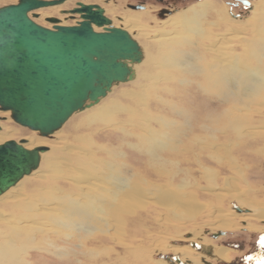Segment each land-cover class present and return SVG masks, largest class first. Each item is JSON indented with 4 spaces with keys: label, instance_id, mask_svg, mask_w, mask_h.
I'll return each instance as SVG.
<instances>
[{
    "label": "rangeland",
    "instance_id": "obj_1",
    "mask_svg": "<svg viewBox=\"0 0 264 264\" xmlns=\"http://www.w3.org/2000/svg\"><path fill=\"white\" fill-rule=\"evenodd\" d=\"M141 1L145 2V7L135 9L130 7L128 3L134 4L139 0H108V2L107 0H84V2L101 4L105 14L111 17L115 26L121 25L138 40L144 59L137 67L135 66L136 75L131 80L114 83L111 86L112 89L98 102L74 112L59 129L47 136H42L38 131L16 123L9 116V111L0 110V116L6 117L0 119V126L2 125L0 141L10 138L18 140L22 137L28 139V136L32 135L35 137L34 141L38 142L36 144L48 146L47 150L40 153L38 166L30 174L23 176L3 195H0L2 201H0V211L4 214L10 213L3 215L6 220L0 218V246L9 243V241L12 242L18 264H178L173 259L174 256H177L182 264H264V221H258L256 217L248 215L251 211L252 215L254 214L255 210L252 209L254 205L264 206V96L256 97L257 101L250 102L247 110L244 111L242 108L243 110L237 111L240 113L238 115H241V120L237 121L238 128H235L236 124L231 121H225V126L220 123V131L215 132L210 129L209 132L206 131L207 133L202 132L194 127L198 120L205 116L201 123L206 124L210 114L212 116L225 107H229L232 100L224 101L220 97V93L218 95L215 92L208 94L205 88L196 86L198 82H203L204 86L206 85L207 82L203 79L202 74L199 76L193 72H183L182 75L186 78V82L163 81L166 74L174 68L163 65V55L165 56L168 48L163 45L159 46L157 43L159 39L163 41L160 42V45L169 43L174 38L185 39L190 37V41L195 40L196 44L194 45L198 49L196 53L200 55L201 52V54L206 55H203L205 61L203 66L201 65L205 74L209 70L208 64L214 62L215 58L212 56L218 55L207 49L205 45L211 44L214 39L221 44L222 38L219 39V37L222 35H226L224 37L227 40L224 41L225 44H221L222 47L220 46L221 53L223 51L226 55L234 54V58L246 54L245 52L244 54L240 53L242 46L239 43V36L250 37L254 33L251 32L252 25L246 21L249 25L247 26L244 21L247 17L249 19L255 3L257 8L263 0L257 2L256 0H249V5L239 4L231 9L228 5V1L231 0H213L221 6H226L229 16L238 20L240 24L244 22L245 28H236L235 24L238 25V23L234 22L233 28L226 22L216 19L213 11H207V14H202L204 18L201 15L198 16L200 20L196 28L199 29L201 23L204 22L205 30L209 31H205L207 37H201L196 31V34H193L191 29L188 30L186 23V29L180 26L176 29L173 28L174 30L169 25L171 23H167L168 21L165 23L166 25L163 23V20L172 15L174 11L190 10L193 6L199 8L197 3L202 0L171 1L173 3H169L170 8L168 9L172 11L163 15L160 13L161 4L159 2L155 0ZM15 2L17 0H0V6ZM75 2L76 0H66L60 5L39 8L35 10L37 15L33 19L45 26H51V23L46 20L48 16L62 17V23L65 24L73 23L77 18L71 19L66 16L67 14H62L60 10L74 6ZM122 12L130 17L129 20L132 23L144 22L146 24L142 27L144 30H138L139 28L131 27L128 24H126L127 27L121 24L119 19ZM64 17H67L66 20ZM162 23L164 25H161ZM162 28L167 29L168 32ZM244 29L245 31H243ZM154 31L156 35L158 34L157 36L154 35ZM164 36L167 38H162ZM193 36L194 38H192ZM188 43L182 41L181 47ZM182 48L193 49L192 47ZM159 50H161V54ZM153 54L157 56H153ZM197 54L194 55L197 57ZM257 57L258 59L248 55L245 61L253 66L260 65L264 69V56ZM151 67L154 68L151 69ZM161 73L163 75H160ZM155 75L160 76L161 80L154 79L153 76ZM157 85L160 88L155 89ZM165 85L170 88H164ZM163 89L171 90L163 91ZM258 99H260L261 105H258ZM173 106H176V109L171 110L173 108L170 107ZM180 107L189 109L191 114L182 118ZM99 109H103V111L101 112ZM247 112L248 114H246ZM230 115L233 116L234 114ZM165 117L174 120L176 124L170 123L166 128V125L164 126ZM181 122H183V126L189 125H186L184 129L179 124ZM251 124L253 128H251ZM147 129L152 132L149 130L148 132ZM177 129L181 130L178 135H171V130ZM2 131L4 132L1 135ZM166 132L170 135L163 137L167 134ZM199 134L201 139L205 140L206 146L201 147L198 140L195 142L196 138L193 136L198 137ZM204 134L210 137L205 138ZM150 135H154L153 138ZM172 136L177 138L171 142L165 141ZM225 137L233 138L231 144L228 142L229 139ZM250 138L252 141L249 140ZM161 143L164 145L161 146ZM156 144L161 146L162 150H155L157 154L151 157L149 151L146 152V147H156ZM27 145L33 146L30 143ZM169 146L171 150L168 149ZM73 154L85 160L89 156L91 161L94 159L96 161L91 162L92 167L87 166L89 171L88 174L84 175V179L88 178V180L97 182V178H100L103 175L101 173H104L102 161H109L113 172V168H115L129 180V183L126 182L127 180L125 181V187L119 193L120 198H122L121 204H118L121 205L120 209H124V205H126L124 203L131 204L128 205L131 207L123 213L122 211L113 212L117 209L111 200L116 199L106 195L105 191L109 187L105 186L103 182H97L99 189L94 184L93 188H96L94 191L91 188L90 193H88L89 190L86 187L84 189L80 187L83 186V183L84 186L88 184L83 178V182L76 183L68 177H64V172L63 177L56 183V187L58 184L60 189L57 193L58 197L64 196L68 200L71 198L72 201L81 200L83 203H90L91 200L88 195H95L93 200L96 199L94 200L95 203L100 204H96L92 209L94 210V217H92L93 223L90 226L94 225L93 227H95V221H97L101 229H97L98 225L92 230L66 226L61 223L60 218L56 217L59 210L56 212L55 209L50 211L51 209L39 208L44 203L47 204L52 201L47 197V192H44L47 196L44 193L45 196L40 195V190L37 189V187L40 188L41 185H45L44 180L49 177L47 175H50L44 167L47 158L51 160L57 156L61 162H64L62 165L68 167L71 166V163L67 164L64 159ZM89 159L88 161H90ZM145 171L147 172L145 173ZM40 173L42 175H39ZM136 182L140 185L138 186ZM133 185L141 190L140 195L129 193L130 186L135 187ZM45 189L47 190L46 185ZM9 194L15 195L10 196ZM241 200L244 201L241 202ZM26 201L34 203L36 206L33 209H28ZM57 205H55L56 209L59 207ZM18 208L19 210H17ZM248 208L251 210H247ZM8 219H10L9 222ZM14 219L23 221L15 223ZM10 224H12V230ZM121 228L123 229L122 232L118 230ZM219 231H223V233L217 235ZM190 242L209 247L221 245L226 248L225 257L220 259L211 256L196 247H192ZM202 259L205 262H202Z\"/></svg>",
    "mask_w": 264,
    "mask_h": 264
},
{
    "label": "water",
    "instance_id": "obj_2",
    "mask_svg": "<svg viewBox=\"0 0 264 264\" xmlns=\"http://www.w3.org/2000/svg\"><path fill=\"white\" fill-rule=\"evenodd\" d=\"M64 1L17 0L0 6V110L9 111L12 120L42 136L58 129L74 112L98 102L112 84L131 80L132 64L143 57L138 40L115 26L99 3L77 0L61 9L71 19L78 14L79 19L69 24L60 23L58 16L46 17L50 27L32 19L35 10ZM160 11L161 15L171 12ZM26 140L0 142V195L30 174L48 148L27 147ZM190 245L205 253L211 250L195 242ZM173 259L182 264L177 256Z\"/></svg>",
    "mask_w": 264,
    "mask_h": 264
},
{
    "label": "bare ground",
    "instance_id": "obj_3",
    "mask_svg": "<svg viewBox=\"0 0 264 264\" xmlns=\"http://www.w3.org/2000/svg\"><path fill=\"white\" fill-rule=\"evenodd\" d=\"M75 1V0H74ZM77 1V0H76ZM84 1V0H83ZM258 0H256L257 2ZM108 2V0H107ZM215 2V3H214ZM76 3V2H75ZM259 4V3H258ZM60 5V4H59ZM198 7H192L190 10L187 9V10H181V11H174V13L172 15H170L169 17H167L165 20H163V23L165 24L167 21V23H171L169 24L172 28V30L176 29L177 27H185V23L188 24V30H192V33L193 34H196L199 33V35H201V37H207V33L206 32H209L207 30H205V26L203 25L204 24V16H202L203 13H206L207 14V11H213V14H214V17H216V19H220L222 20L221 22H226V24H229V26H232L233 27V24L234 23H238L235 24V27L236 28H245L243 26V23L244 22H248L249 25H252L253 29L251 30V32H254L250 37L248 36H242L239 40V43H240V46H242V50H241V54H244V52L246 53L245 55H242V56H238V57H235L234 58V54L232 55H226L223 53L220 52V46L222 47L225 40H227L224 36L226 35H220L221 37H219V39L222 38V40L220 41L221 44L218 43V41L216 39L213 40V42L211 44H208V45H205L207 46V49H210V51L212 50L214 53H217L218 55L217 56H212V58H215L213 61V63H209L208 64V69L207 70V73L204 74L202 68H201V65L203 66V62L205 61V59H203V53L201 54L200 52V55H198L196 53V50L197 47L194 45L196 44L195 43V40H192L190 41V37H184L185 39H179V38H174L173 40H171V42L169 43H166V44H161L160 45V42H163L161 39H159L157 41V43H159V46H165L166 48H168V51L167 53L165 54V56L163 55V62L160 61L163 63L164 66L166 67H171V68H174V70H170L166 76L163 78V81H167V80H171L172 82H175V81H178V82H186V78H184L182 75L183 72L185 73H196L198 74L199 76L202 74L204 77L203 79L206 80V85L204 86V83L203 82H198L196 84V86L198 85V87L200 88H205V90L207 91L208 94H211L213 92H215V94H221L220 97L224 100V101H227L230 99V101L232 100V104L229 106V107H225L222 111L220 112H217V113H214L212 116L210 114V118L207 117V123H201V121L203 120V117L201 120H198V122L195 124L194 127H197L198 129H200V131L202 132H205L207 133L206 131H210V129L212 131H215L217 132V130H221V125H224L225 121H231L232 123L236 124L234 127L235 128H238V122L237 121H240L241 120V115H238L240 113H238L237 111H240V110H243L245 111V109L247 110L250 106V102H253L254 100L257 101V98H259L260 95L264 96V69H262L263 67H261L260 65H250L249 62H246V58L249 56L251 57H255L256 59H258L257 56H260V55H263L264 56V0L262 1V3L260 4V6H258L256 8V3L254 5V9L251 11V15H249V19L247 17V19L244 21V22H241V24L239 23L238 20H235L233 19V17L229 16V13H228V10L226 8V6H221L220 4H217L216 1H208V0H202L201 2H198L197 3ZM200 10V11H199ZM190 11V13H189ZM187 12V13H186ZM125 12H122V15H120V19L121 20V24L125 25L128 24L129 26L131 27H135V28H139L138 30H141L143 31L144 29L142 28L143 25L145 26L146 24L144 22H141V23H132L129 19L130 17L127 16V14H124ZM144 14V13H143ZM30 17H31V12L29 13ZM77 15V17H76ZM202 16L203 18V21L201 19V27H199V29H196L197 28V24L200 20V18L198 16ZM65 16V15H64ZM219 16V18H218ZM68 17V16H67ZM34 17L32 16V19ZM60 18V17H59ZM62 18V17H61ZM60 18V19H61ZM74 18H77L78 19V14H75ZM132 18V17H131ZM134 18V17H133ZM34 20V19H33ZM66 20V19H65ZM136 20V19H135ZM134 20V21H135ZM35 21V20H34ZM213 22V20H212ZM211 22V23H212ZM220 22V23H221ZM234 22V23H233ZM246 22V25L249 26ZM62 23V19H61V22ZM161 24V25H164V24ZM209 23V22H208ZM223 23V24H224ZM64 24V23H62ZM206 24V23H205ZM213 24H215L213 22ZM222 24V23H221ZM225 24V25H226ZM166 25V24H165ZM121 26V25H120ZM217 26V25H216ZM48 27V26H47ZM50 27V26H49ZM127 27V26H126ZM168 27V26H167ZM228 27V26H227ZM164 28V26H163ZM162 28V29H163ZM174 28V29H173ZM208 28V26H207ZM230 28V27H228ZM234 28V27H233ZM251 28V27H250ZM131 29V28H130ZM159 29V28H158ZM161 29V30H162ZM186 29V27H185ZM232 29V28H230ZM133 30V29H132ZM160 30V29H159ZM164 30V29H163ZM167 30V29H165ZM164 30V31H165ZM178 30V29H177ZM209 30V29H208ZM236 30V29H235ZM234 30V31H235ZM196 31V32H195ZM206 31V32H205ZM213 32V30H211ZM228 31V30H227ZM233 31V30H232ZM231 31V32H232ZM238 31V30H236ZM245 31V29L243 30ZM168 32V30H167ZM174 32V31H173ZM178 32V31H177ZM220 32V31H219ZM165 33V32H164ZM181 34V32H178ZM186 33V32H185ZM184 33V34H185ZM191 33V34H192ZM230 33V31H229ZM171 34V33H169ZM173 34V33H172ZM176 34V33H175ZM214 34V33H212ZM147 35V34H146ZM154 35H156V32L154 31ZM158 35V34H157ZM156 35V36H157ZM179 35V34H177ZM183 35V34H181ZM187 35V34H186ZM198 35V34H197ZM184 36V35H183ZM195 36V35H194ZM194 36L192 38H194ZM212 36V35H211ZM150 37V36H149ZM148 37V38H149ZM238 37V36H237ZM162 38H167V37H162ZM169 38V37H168ZM183 38V37H182ZM198 38V37H197ZM196 38V39H197ZM212 38V37H211ZM157 39V38H156ZM163 39V40H164ZM170 39H171V36H170ZM177 39V40H176ZM218 39V40H219ZM231 39V38H230ZM201 40V39H200ZM154 41V40H153ZM156 41V40H155ZM179 41V42H178ZM182 41L184 43H188V44H185L183 45L182 47H192L193 49H184L181 47V43ZM209 41H212V40H209ZM191 42V43H190ZM198 42V41H197ZM204 42V41H203ZM156 43V42H155ZM173 43V44H172ZM207 44V43H206ZM228 45V44H227ZM238 45V44H237ZM226 46V45H225ZM235 46V45H234ZM239 46V47H240ZM247 46V48H246ZM203 47V46H202ZM236 47V46H235ZM162 49V48H161ZM223 49H227V48H223ZM230 49V48H229ZM233 49V48H232ZM165 50V49H164ZM160 51V54H161V50ZM207 51V50H206ZM229 51V50H228ZM227 51V53H229ZM212 52V53H213ZM226 52V51H225ZM239 53V52H238ZM157 54V52H156ZM164 54V53H163ZM194 54H197V57L196 55ZM155 54H153L154 56ZM158 55V54H157ZM155 55V56H157ZM162 56V55H160ZM206 56V55H204ZM225 56V57H224ZM156 58V57H155ZM144 59V54H143V58L142 60ZM151 59V58H150ZM154 59V58H152ZM141 60V61H142ZM157 60V59H156ZM210 60V59H209ZM140 61V62H141ZM140 62H136L134 64H132V67L133 69H135V66L137 67V65L140 63ZM211 62V61H210ZM151 64V63H150ZM177 66V67H176ZM206 66V65H205ZM154 68V67H151V69ZM157 69V68H156ZM154 70V69H153ZM182 70V71H181ZM205 70V69H204ZM179 71V73H177ZM165 73V72H164ZM134 75H136V72L134 71ZM160 75H163L162 73ZM160 76L158 75H155L153 76L154 79H160L159 78ZM161 80V79H160ZM201 80V79H200ZM155 83V80L153 81ZM160 82V81H159ZM188 82V81H187ZM195 82V81H194ZM153 83V85H154ZM117 84V83H115ZM113 86V84H112ZM163 86V85H162ZM154 88V87H153ZM160 88L158 85L155 87V89H158ZM164 88H170L169 86L165 85ZM110 89H112V87L110 86ZM109 89V90H110ZM162 89V88H161ZM108 90V91H109ZM165 89H163L164 91ZM166 90H171V89H166ZM165 90V91H166ZM201 90V89H200ZM107 91V92H108ZM168 91V92H169ZM106 92V93H107ZM262 92V93H261ZM170 93V92H169ZM172 93V91H171ZM106 95V94H105ZM166 95H167V92H166ZM104 97V96H103ZM161 97V96H160ZM173 97V96H172ZM181 97V96H180ZM165 99V97H163ZM179 98V97H178ZM190 98V97H189ZM177 99V98H176ZM262 99V98H261ZM260 99H258V105H261L260 102H259ZM146 101V100H145ZM264 102V101H263ZM256 103V104H257ZM264 104V103H263ZM262 104V106H263ZM218 105V104H217ZM89 107V106H88ZM117 107V106H116ZM120 107H123V106H120ZM259 107V106H258ZM257 107V108H258ZM264 107V106H263ZM87 108V107H85ZM125 108V107H124ZM169 108V107H168ZM170 108H173L171 110H174L176 109V106L174 107H170ZM178 108V107H177ZM243 108V109H242ZM254 108V107H253ZM118 109V108H117ZM101 112L103 111V109H99ZM210 110V109H209ZM259 110V109H258ZM119 111V110H118ZM249 111V110H248ZM252 111V110H251ZM255 111V110H254ZM262 111V110H260ZM7 112V111H6ZM5 112V113H6ZM180 112L182 114V118L183 116L186 117V116H189L191 114V112L189 111V109H186L184 107H180ZM227 112V113H226ZM250 112V111H249ZM256 112V111H255ZM254 112V113H255ZM148 113V112H147ZM203 113V112H202ZM201 113V115H203ZM206 113V112H205ZM209 113V112H208ZM260 113V112H259ZM230 114H234L233 116L230 115ZM248 114V112L246 113ZM252 114V113H251ZM4 117V115H2ZM89 116V115H88ZM144 116V115H143ZM148 116V115H147ZM150 116V115H149ZM157 116V115H156ZM162 116V115H161ZM247 116V115H246ZM251 117V115H249ZM146 117V116H145ZM158 117V116H157ZM264 117V116H263ZM6 118V117H5ZM147 118V117H146ZM163 118V117H162ZM169 118V117H168ZM201 118V117H200ZM243 118V117H242ZM246 118V117H245ZM248 118V116H247ZM152 119V118H151ZM185 119V118H184ZM183 119V120H184ZM198 119H199V116H198ZM87 120V119H86ZM113 120V119H112ZM149 120V119H148ZM165 120V124L164 126L166 128H168V126L170 125V123L172 125L176 124L175 121L171 120V119H166V117L164 118ZM108 121V120H107ZM116 121V120H115ZM187 121V120H186ZM261 121V120H260ZM264 121V120H263ZM121 122V121H120ZM149 122V121H148ZM206 122V120H205ZM255 122V121H253ZM80 123V122H79ZM102 123V122H101ZM109 123V122H108ZM114 123V122H113ZM123 123V121H122ZM163 123V122H162ZM186 123V122H185ZM221 123V125H220ZM230 123V122H229ZM228 123V124H229ZM263 123V122H262ZM125 124V123H124ZM181 126H183V122L179 123ZM108 125V124H107ZM119 125V124H117ZM116 125V126H117ZM171 125V127H172ZM187 125V124H186ZM185 125V126H186ZM189 125V124H188ZM187 125V126H188ZM250 125V124H249ZM253 125H255L253 123ZM257 125V124H256ZM79 126V125H78ZM111 126V125H110ZM178 126V125H177ZM176 126V127H177ZM185 126H183V128L185 129ZM193 126V125H192ZM225 126V125H224ZM262 126V125H261ZM143 127V126H142ZM145 127V126H144ZM143 127V128H144ZM179 127V126H178ZM177 127V128H178ZM193 127V128H194ZM241 127V126H240ZM60 128V127H59ZM58 128V129H59ZM115 128V127H114ZM141 128V127H140ZM143 128H141V130H143ZM149 128V126H148ZM155 128V127H154ZM161 128V126H160ZM225 128V127H224ZM251 128L252 127V124H251ZM250 128V129H251ZM263 128V127H262ZM2 129V125H1V128H0V131ZM75 129H79V128H75ZM111 129V127H110ZM117 129V128H116ZM163 129V127H162ZM182 129V128H180ZM180 129H177V130H171V135H178V133L181 131ZM227 129V128H226ZM225 129V131H226ZM255 129V127H254ZM259 129V127H258ZM57 130V129H56ZM146 130V129H145ZM149 129H147L148 131ZM168 130V129H167ZM183 130V129H182ZM197 130V129H196ZM223 130V129H222ZM151 131V130H149ZM148 131V132H149ZM199 131V130H198ZM218 131V132H219ZM264 131V130H263ZM4 131H2L1 135L3 134ZM7 132V131H6ZM152 132V131H151ZM228 132V131H227ZM147 133V132H146ZM162 133H165V131ZM167 134L163 135V137H166V136H169L170 134L168 132H166ZM184 133V132H183ZM200 133V132H199ZM262 133V132H261ZM51 134V133H50ZM153 134V133H151ZM203 134V133H202ZM201 134V135H202ZM215 134V133H213ZM49 135V134H48ZM92 135V134H91ZM197 135V134H196ZM196 135H194L193 137H195L196 141L195 142H200L198 143L199 145H201V147L203 146H206V142L205 140L201 139L200 137V134L199 136L197 137ZM206 134H204L203 136H205ZM261 135V134H260ZM144 136V135H143ZM152 136V135H150ZM154 136V135H153ZM152 136V138H153ZM158 136V135H156ZM155 136V137H156ZM209 136V135H207ZM207 136H205V138H207ZM13 137V136H12ZM149 137V136H148ZM159 137V136H158ZM192 137V138H193ZM210 137V136H209ZM6 138H8L6 136ZM150 138V137H149ZM174 138H177V137H169L167 138L165 141H169L171 142ZM216 138V137H215ZM226 139H229L228 142H230L231 144V141L233 138H229V137H225ZM248 138V137H247ZM264 138V137H263ZM74 139V138H73ZM142 139V138H141ZM155 139V138H154ZM2 140V139H1ZM35 140V137L34 136H28V139L26 140V143H24V145H26L27 147H31L30 145H27L28 143L30 144H33V146L35 145H38L36 143H38L37 141H34ZM145 140V139H144ZM156 140V139H155ZM163 140V139H162ZM198 140V141H197ZM251 140V138L249 139ZM254 140V138H253ZM4 141V140H3ZM84 141V140H83ZM142 141V140H141ZM153 141V139H152ZM212 141V140H211ZM252 141V140H251ZM2 142V141H0ZM161 142V141H160ZM190 142V141H189ZM217 142V141H216ZM246 142V141H245ZM157 143V142H156ZM208 143V142H207ZM222 143V142H221ZM247 143V142H246ZM155 144V142H154ZM241 144V143H240ZM239 144V145H240ZM243 144V143H242ZM144 145V144H143ZM164 145V144H163ZM162 143H161V146H163ZM166 145V144H165ZM156 147H146V152L149 151V156H154L157 154V152H155V150H162L161 149V146H158V144L155 145ZM158 146V147H157ZM228 146H229V143H228ZM178 147V146H177ZM231 147V146H230ZM254 147V146H253ZM165 149V146L163 147ZM168 148V147H167ZM172 148V147H171ZM83 149V148H82ZM87 149V148H86ZM170 149V146L169 148ZM167 149V150H168ZM47 150V149H46ZM88 150V149H87ZM94 150V149H93ZM171 150V149H170ZM260 150V148H259ZM45 151V150H44ZM169 151V150H168ZM43 152V151H42ZM87 152V151H86ZM93 153V152H92ZM161 153V152H160ZM173 153V152H172ZM87 154V153H86ZM95 154V153H94ZM219 154V153H218ZM51 155V153H50ZM80 155V153H79ZM82 155V154H81ZM176 155V154H175ZM49 156V155H47ZM61 156V155H60ZM64 156V155H63ZM70 156V157H69ZM50 157V156H49ZM53 157V156H52ZM59 157V156H58ZM69 157V158H68ZM68 157L66 158L65 157V162L68 163H71V166H64L62 165L64 162H61L60 159L57 158V156H54L53 159H49L47 158L45 164H44V167L46 170H48V174L50 175H47L49 176L47 179H45L44 181L46 182L45 185L47 187V190L45 189V185H39L40 188L37 187V189H39V194L42 195L44 192H47L48 196L46 193V196L49 197V199H51L52 201H50L49 203H44V205H42V207H39L40 209L41 208H45L46 210L47 209H51L50 211H52L53 209H55V211L57 212L59 210L58 213V216H56L57 218H60L61 220V223L62 224H65L66 226H70V227H73V226H76V227H81L83 229H88V230H92L93 228H96V225L97 226V229H101L99 227L100 224L97 223V221H95V227L93 226H90L92 223H93V219L92 217H94L93 215V212L94 210L93 207L97 204L95 203L94 199L93 200V197H95V195L93 196V194H90L88 195V197L90 198L91 202L89 203H83V201H78V200H73L71 198L68 199H65L64 196L62 197H58L57 196V193H59L58 190L59 189V185L57 184V187H56V183L60 180V178L63 177V174L65 172V175L64 177H68L70 180H72L73 182H76V183H81L85 180L86 184L84 186V183H83V186H80L82 187L83 189L86 187L88 191V193H90V189L93 188V185L95 184L97 187H98V183L97 182H103L105 186L111 188V189H106L105 193L107 196H111L112 198H115L116 200L112 201L111 202L115 203L116 205V209L117 210H114L113 212H118V211H122V213L127 210L128 208H130L131 206H128V205H131V204H128V203H124L126 205H124V209H120L121 205L119 206L118 204H121V201H122V198H120L119 196V193L122 191V189L125 187V184L126 182L129 183V180H127L125 177H123L119 171H117L115 168L114 169V172L112 171L111 169V164L109 163V161H102L103 162V167H104V173H101L103 174L100 178L98 177L97 178V182H94L92 180H88L87 179H84V175L88 174V169H87V166L90 165L91 167L93 166L91 164V162H96L95 159L93 161H91L89 158V156H87V158L90 160L88 161V159H83V158H80L78 155H68ZM158 157V156H157ZM94 158V157H92ZM161 158V157H159ZM165 158V157H164ZM158 159V158H157ZM162 159V158H161ZM160 159V160H161ZM231 159V158H230ZM63 160V159H61ZM63 160V161H64ZM45 161V160H44ZM99 161V160H98ZM166 161V160H164ZM156 162V161H154ZM168 162V161H167ZM233 162V161H232ZM147 163H149V161H147ZM164 163V162H163ZM162 163V164H163ZM166 163V162H165ZM160 164V163H159ZM158 164V165H159ZM74 166H77V167H74ZM160 166V165H159ZM95 167V166H94ZM139 167V166H138ZM160 168V167H159ZM162 168V166H161ZM160 168V169H161ZM34 170V169H33ZM64 170V171H63ZM67 170V172H66ZM102 172V171H101ZM113 172V173H112ZM147 171H145L146 173ZM160 172V171H159ZM136 173V172H135ZM90 174V173H89ZM164 174V173H163ZM39 175H42L41 173ZM150 175V174H149ZM161 175V174H160ZM131 176V175H130ZM135 176V175H134ZM141 176V175H139ZM138 176V177H139ZM133 177V176H132ZM236 177V176H235ZM82 178L84 180H82ZM125 178V179H124ZM131 178V177H130ZM136 178V177H135ZM140 178V177H139ZM239 178V177H238ZM127 180V181H126ZM138 180V178H137ZM136 180V181H137ZM19 181V180H18ZM126 181V182H125ZM131 181V180H130ZM137 183V182H136ZM182 183V182H181ZM15 185V184H14ZM138 185V183H137ZM140 185V184H139ZM138 185V186H139ZM135 186V185H133ZM184 186V185H183ZM234 186V185H232ZM36 187V186H35ZM129 187V186H128ZM96 188V187H95ZM93 188V191L94 189ZM161 188V187H160ZM231 188V187H230ZM10 188H8L6 191H8ZM36 189V190H37ZM51 189V190H50ZM62 189V188H61ZM99 189V187H98ZM104 189V188H103ZM164 189V188H163ZM166 189V188H165ZM20 190V189H18ZM101 190V188H100ZM128 190V189H127ZM156 190V188H155ZM162 190V189H161ZM167 190V189H166ZM171 190V189H170ZM236 190V189H234ZM233 190V191H234ZM6 191H4L3 193H5ZM92 191V192H93ZM126 191V190H125ZM129 193H132V194H136V195H140L141 194V190L138 188V187H131L129 188ZM180 191V190H179ZM20 192V191H19ZM33 192V191H32ZM31 192V193H32ZM56 192V193H55ZM102 192V191H101ZM157 192V191H156ZM2 193V195H3ZM23 193V192H22ZM103 193V192H102ZM176 193V192H175ZM185 193V192H184ZM189 193V192H188ZM38 194V195H39ZM43 194V195H44ZM66 194V193H65ZM161 194V193H159ZM186 194V193H185ZM183 194V195H185ZM240 194V193H239ZM6 195V194H5ZM10 195V194H9ZM11 195H15V194H11ZM10 195V196H11ZM98 195V194H97ZM126 195H127V192H126ZM175 195V194H174ZM190 195V194H189ZM33 196V195H32ZM45 196V195H44ZM146 196V195H145ZM164 197V195H162ZM176 196V195H175ZM181 196V194H180ZM6 197V196H5ZM102 197V195H101ZM236 197V195H235ZM7 198V197H6ZM28 198V197H27ZM26 198V199H27ZM33 198V197H32ZM172 198V197H171ZM237 198V197H236ZM29 199V198H28ZM100 199V198H99ZM159 199V198H158ZM187 199V198H186ZM31 200V199H30ZM102 200V199H101ZM157 200V199H156ZM166 200V199H165ZM191 200V199H190ZM1 201V200H0ZM6 201V200H5ZM4 201V202H5ZM17 201V200H16ZM22 201V200H21ZM45 201V200H43ZM104 201V200H103ZM126 201V200H125ZM185 201V200H184ZM244 201V200H241V202ZM2 202V201H1ZM0 202V203H1ZM3 202V203H4ZM15 202V201H14ZM27 202V201H26ZM128 202V201H126ZM163 202V201H162ZM192 202V201H190ZM248 202V201H247ZM16 203V202H15ZM14 203V205H15ZM20 203V201H19ZM28 203V202H27ZM94 203V204H93ZM99 203V202H98ZM167 203V202H166ZM182 203V202H181ZM186 203V202H185ZM189 203V202H188ZM262 203V202H261ZM58 204L59 207H55V205ZM100 204V203H99ZM97 204V205H99ZM184 204V203H183ZM252 204V203H251ZM5 205V204H4ZM3 205V206H4ZM53 205V206H51ZM57 205V206H58ZM114 205V204H112ZM181 205V204H180ZM185 205V204H184ZM196 205V204H195ZM253 205V204H252ZM251 205V206H252ZM10 206V205H9ZM36 205L34 203H28V206L27 208L28 209H33ZM186 206V205H185ZM14 207V206H13ZM92 207V208H91ZM180 207V206H179ZM6 208V207H5ZM102 208V207H101ZM193 208V207H192ZM210 208V207H209ZM252 208V207H251ZM119 209V210H118ZM255 211H254V214L252 215V211L250 214H248L249 216L251 217H256L258 219V221H264V206L263 205H254L253 208ZM19 210V208L17 209ZM188 210V209H187ZM192 210V209H191ZM247 210H251L250 208H248ZM14 211V210H13ZM22 211V210H21ZM31 211V210H29ZM13 213V212H12ZM34 213V212H32ZM10 213H3L2 211H0V218L2 217L3 218V215H9ZM29 214V213H28ZM247 214V213H246ZM230 215V214H229ZM12 216V215H11ZM54 216V217H55ZM15 217V216H13ZM25 219V218H23ZM3 220H6L5 218H3ZM10 219H8L7 221L9 222ZM12 220V219H11ZM13 221L16 222H20V221H23V220H20V219H14ZM57 223V221H55ZM50 224V223H48ZM11 225L10 224V229L12 230L11 228ZM108 228V227H107ZM116 229V228H115ZM105 230V229H104ZM120 232L123 231V229H118ZM170 231V230H169ZM175 233H178V232H175ZM173 234V233H172ZM103 236V234H101ZM174 235V234H173ZM219 235V234H218ZM8 236V235H7ZM101 236V238H102ZM114 236V235H113ZM99 238V237H98ZM112 238V237H111ZM192 246V245H191ZM207 248H211L210 250V253H207V254H210L211 256H214V257H218L220 259H223L225 257V252H226V248L221 246V245H214L212 247H209V246H205ZM202 251V250H200ZM204 261V260H203ZM205 262V261H204ZM0 264H18L17 262V259L14 255V249H13V244L12 242L9 241V243L7 244H3V246H0Z\"/></svg>",
    "mask_w": 264,
    "mask_h": 264
},
{
    "label": "flooded vegetation",
    "instance_id": "obj_4",
    "mask_svg": "<svg viewBox=\"0 0 264 264\" xmlns=\"http://www.w3.org/2000/svg\"><path fill=\"white\" fill-rule=\"evenodd\" d=\"M154 1V0H153ZM155 1H157V2H159L160 4H161V6H160V8L162 9H168V8H170L169 7V3L171 2V1H175V0H155ZM249 2V0H231V1H228V5H230V9L231 8H234V7H237L239 4H247L246 2ZM173 2H171V3H173ZM145 2L144 1H141V0H139V2H137V3H134V4H141V5H143L144 7H145V4H144ZM130 4H133V3H128V5H130ZM249 5V4H248ZM143 7V8H144ZM160 9V10H161ZM170 10V9H169ZM170 11H172V10H170ZM161 12V11H160ZM163 12V11H162ZM258 253V252H257Z\"/></svg>",
    "mask_w": 264,
    "mask_h": 264
},
{
    "label": "crops",
    "instance_id": "obj_5",
    "mask_svg": "<svg viewBox=\"0 0 264 264\" xmlns=\"http://www.w3.org/2000/svg\"><path fill=\"white\" fill-rule=\"evenodd\" d=\"M136 9V8H135Z\"/></svg>",
    "mask_w": 264,
    "mask_h": 264
}]
</instances>
